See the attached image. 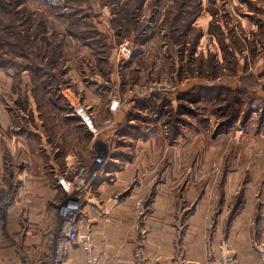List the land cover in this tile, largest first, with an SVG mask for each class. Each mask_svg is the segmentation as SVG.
I'll list each match as a JSON object with an SVG mask.
<instances>
[{
  "label": "rangeland",
  "instance_id": "rangeland-1",
  "mask_svg": "<svg viewBox=\"0 0 264 264\" xmlns=\"http://www.w3.org/2000/svg\"><path fill=\"white\" fill-rule=\"evenodd\" d=\"M4 2L15 13L0 9V55L13 66L0 68L12 70L17 84L21 74L29 78L11 123L22 121L24 138L38 130L40 164H20L23 180L0 185V261L49 252L62 234L60 207L79 190L77 171L89 174L100 153L105 169L122 156L136 170L119 194L130 202L123 213L108 204L88 224L82 212L104 264H134L137 253L146 263L162 241L173 258L162 264L257 257L264 245V0ZM84 87L103 103L99 131L115 126L108 146L73 112L84 105ZM229 113L239 118L224 126ZM114 146H133L132 153L114 154ZM68 153L79 159L66 160ZM52 166L60 178H52ZM75 253L83 264L82 251Z\"/></svg>",
  "mask_w": 264,
  "mask_h": 264
},
{
  "label": "crops",
  "instance_id": "crops-1",
  "mask_svg": "<svg viewBox=\"0 0 264 264\" xmlns=\"http://www.w3.org/2000/svg\"><path fill=\"white\" fill-rule=\"evenodd\" d=\"M28 79V76L21 74L20 82L17 84V77L14 76L12 70L0 68V185L2 184V181L5 180L11 181V179H15L16 182L23 180L25 171L23 168H17L20 164L23 163L32 167L36 165L38 166L40 164V149L39 143L37 141V137L39 136L38 130L36 129L34 131L33 129H30V134L28 133L27 137L24 138L21 128L22 121L20 120L19 123H15V125H12L11 123V115L18 114L17 104L18 101L22 99L20 97H23L24 86L25 89L29 88V85H25ZM27 93H29L28 90ZM82 101L83 104L92 112L94 122L95 124H97L96 108L99 107L100 110L101 105L103 106V103H101L100 95H98V93H93L91 88L84 87ZM107 111L111 113L112 110L110 105ZM81 125L83 129L86 128L85 125ZM114 127L115 126L111 124L102 127L99 133L97 134L98 138L96 137L97 135L93 136L90 132L89 133L92 135L93 139H98L97 142L99 144L108 146L107 141L110 139L111 132ZM12 129L14 130V132L11 131ZM106 139L108 140L106 141ZM140 141L141 140L134 142V147H137L140 143H142ZM144 142H146V140H144ZM132 148L133 146H131L130 148L131 151ZM113 149L112 150L114 151V154H124L125 152L123 151L129 149V147L114 146ZM130 149L127 152L129 154L132 153ZM69 157L72 158V162L76 159H79V157L75 153H68L66 160ZM48 163L50 165L53 164L52 161H49ZM14 166L16 167L14 168ZM108 167L112 169L108 170V168L105 169L102 167L101 176L103 177L94 184L93 192L87 193L85 195L86 204H84L83 211H85L87 215L88 224L98 223L99 221L97 219L100 217V215L104 211H107L109 209L108 204H111L112 208L114 207V210H112L113 212L116 211L120 214L124 212L127 203H130L127 201L125 202V200H121L119 194L123 189L126 188V186H129L130 182L132 181V178L135 176V164L133 163V161L130 162L126 159H123L122 156H114V158L109 159ZM52 168V170H55V172H53L50 169L52 178H60L57 177V175L55 174L57 172V169L54 168V166H52ZM9 177H11V179H9ZM137 187L138 186H133L132 195L133 193L137 194L136 190L134 189ZM39 189L43 192H46L47 186L43 185L39 187ZM55 190H60V192H62L61 187L56 184ZM113 194L116 195L112 197ZM111 197L113 199H117L113 202H110V200L112 199ZM236 221L237 220H235V222ZM93 226L96 227L95 225ZM262 236L263 235H261V237ZM230 237H232V235ZM147 242H149L150 245L152 243L150 242L149 237L147 238ZM161 244L162 246L160 247L159 245L158 249H153V252L150 253L151 249L149 250V252H147L148 262H146V264H162L163 262L165 263L166 261H168L170 258L171 260L173 259L172 256L169 257L168 254L165 253L162 249L164 245L166 246V243L162 241ZM240 257V262L242 264H252L257 260V257L253 258L252 260H249L243 256ZM198 261L199 259L184 260V262L191 263H196ZM174 263H176V261H174Z\"/></svg>",
  "mask_w": 264,
  "mask_h": 264
},
{
  "label": "built area",
  "instance_id": "built-area-1",
  "mask_svg": "<svg viewBox=\"0 0 264 264\" xmlns=\"http://www.w3.org/2000/svg\"><path fill=\"white\" fill-rule=\"evenodd\" d=\"M127 44V40L120 44V51L123 54L128 53ZM112 110H116V106H112ZM73 112L93 136L99 133V128L93 120L92 112L86 106L81 104L74 105ZM106 160V155L100 153L94 159L95 168L89 174H83V167H80L77 171L74 183L79 190L74 191L60 207L63 217L62 234L51 238L49 241L51 248L43 258L33 259L26 255L23 258L2 260L0 264H78L77 253H75L77 250H81L83 253V264H104L95 250L92 231L89 228H84V226L88 225L82 216L84 207L82 202L83 198L85 199V195L91 192L95 181L101 177L102 167ZM138 254H136L137 259L134 264H146L144 259H141ZM213 264L241 263L237 258H229L224 262H214ZM253 264H264V245L258 247L257 260Z\"/></svg>",
  "mask_w": 264,
  "mask_h": 264
},
{
  "label": "trees",
  "instance_id": "trees-1",
  "mask_svg": "<svg viewBox=\"0 0 264 264\" xmlns=\"http://www.w3.org/2000/svg\"><path fill=\"white\" fill-rule=\"evenodd\" d=\"M9 6H7V4L4 2V0H0V9L3 11V12H5V13H7L8 15H10V14H14L13 13V11L11 10V9H9L8 8ZM3 20L2 19H0V23L2 22ZM6 21V20H5ZM6 25H7V23H6ZM78 34H80V32H78ZM83 35L85 34V32L84 33H82ZM81 35V34H80ZM6 65H11V66H13L12 65V63H10V61H8L7 60V58H2L1 57V55H0V66L2 67V66H6ZM228 118L223 122V124H224V126H231L233 123H235L237 120H238V115L237 114H228V116H227ZM245 117V116H244ZM128 128H131L132 129V127L130 126V125H127V127H126V130H127V132L128 131H130ZM133 130V129H132ZM139 133H141V132H139ZM131 136H133V134L131 133L130 134Z\"/></svg>",
  "mask_w": 264,
  "mask_h": 264
}]
</instances>
